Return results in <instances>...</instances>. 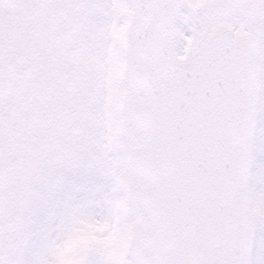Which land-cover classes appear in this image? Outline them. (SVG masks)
I'll list each match as a JSON object with an SVG mask.
<instances>
[{"label":"snow or ice","instance_id":"snow-or-ice-1","mask_svg":"<svg viewBox=\"0 0 264 264\" xmlns=\"http://www.w3.org/2000/svg\"><path fill=\"white\" fill-rule=\"evenodd\" d=\"M0 264H264V0H0Z\"/></svg>","mask_w":264,"mask_h":264},{"label":"rangeland","instance_id":"rangeland-1","mask_svg":"<svg viewBox=\"0 0 264 264\" xmlns=\"http://www.w3.org/2000/svg\"><path fill=\"white\" fill-rule=\"evenodd\" d=\"M258 135H259V133H258Z\"/></svg>","mask_w":264,"mask_h":264}]
</instances>
